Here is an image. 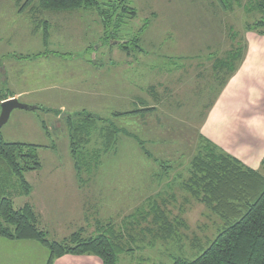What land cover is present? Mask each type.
I'll return each instance as SVG.
<instances>
[{
    "label": "rangeland",
    "instance_id": "rangeland-1",
    "mask_svg": "<svg viewBox=\"0 0 264 264\" xmlns=\"http://www.w3.org/2000/svg\"><path fill=\"white\" fill-rule=\"evenodd\" d=\"M129 1L137 12L132 20L123 12L127 2L98 0L101 12L111 16L109 37L116 41H108L98 10L36 13L37 1L22 11L27 0H0V81L7 84L0 92L10 98L19 94L21 103L38 107L14 110L0 136L7 143L40 147L42 169L24 175L31 193L16 198L14 208L31 204L50 240L59 242L80 230L92 237L98 223H110L133 249L118 264H173L177 257L200 256L222 228L219 217L185 184L193 159L205 153L199 148L201 128L227 72L217 75L214 65L234 48L248 54L247 34H257L248 27L264 13L256 8L261 0L234 2L227 11L218 0ZM140 32L142 52L133 44L130 51L120 49V41ZM45 52L58 55L19 59ZM143 108L154 111L113 117ZM81 112L99 120L87 146L90 159L99 153L98 166L82 181L75 176L67 123ZM105 120L137 135L152 157L124 134L108 150L111 123ZM253 145L245 137L228 150L246 165L243 158L251 157ZM160 162L172 166L169 173L162 172ZM153 207L166 214L172 239H163L166 225L154 221ZM38 245L36 251L19 246L12 252L16 262L3 256L0 264H45L49 252Z\"/></svg>",
    "mask_w": 264,
    "mask_h": 264
},
{
    "label": "trees",
    "instance_id": "trees-1",
    "mask_svg": "<svg viewBox=\"0 0 264 264\" xmlns=\"http://www.w3.org/2000/svg\"><path fill=\"white\" fill-rule=\"evenodd\" d=\"M37 1L33 9L51 12H75L85 10H98L104 17L105 39L116 41L110 36L108 18L101 12L98 0H27L22 11ZM123 12L129 20L136 18V9L130 6L129 0ZM223 10H231L233 3L241 5V0H218ZM129 4V6H128ZM256 8L264 13V0L257 3ZM117 9V7H116ZM107 11V10H106ZM43 41L45 46L49 43V32L44 24ZM122 26L118 28L121 29ZM252 27V28H251ZM248 29L256 30L257 34L264 36V15ZM143 31V30H142ZM141 32L128 42H119L121 50L130 51L129 44L139 47ZM56 52H45L34 56L19 57L20 60H34ZM62 56V55H59ZM245 56L243 48H234L227 53L225 60H217L214 72H224L221 86L238 71ZM218 78V77H216ZM9 94L0 92V104L9 99ZM154 111V109H140L126 113H115L114 118L131 117ZM99 121V120H98ZM97 119L90 113L81 112L67 119L70 140V155L74 162V171L79 180L83 175L98 166V152L89 158L87 146L90 136L96 128ZM107 121V120H105ZM110 126L106 130V146L112 149L118 143L120 134L136 139L147 157H152L146 150L144 143L137 135L120 129L114 123L107 121ZM199 148L205 153L198 154L192 161L191 174L185 184V189L191 196L205 205L213 214L219 217L223 225L208 248L195 259L177 257L173 264H264V159L259 170L244 165L240 160L226 153L220 147L201 136ZM39 146L23 143H7L0 136V238L9 241H32L40 244L49 252L46 264H54L64 256H94L102 264H118L119 257L132 252L131 246L126 244L124 235L116 233L112 224L98 223L96 234L84 237L80 230L62 241H53L48 233L40 228V223L34 207L27 203L20 209L14 208V201L18 197H28L31 186L24 175L42 169L38 155ZM95 162V165L93 163ZM158 162L157 160H155ZM93 165V166H92ZM164 174L169 173L172 166L160 162ZM155 222L166 225L161 228L165 234L163 239H172L174 228L168 222L166 214L153 207ZM128 233V232H127Z\"/></svg>",
    "mask_w": 264,
    "mask_h": 264
},
{
    "label": "crops",
    "instance_id": "crops-1",
    "mask_svg": "<svg viewBox=\"0 0 264 264\" xmlns=\"http://www.w3.org/2000/svg\"><path fill=\"white\" fill-rule=\"evenodd\" d=\"M247 39L249 42L248 54L245 52L247 56H244L234 76L222 87L201 129L204 138L230 155L233 153L228 150L230 144H238L245 137L252 140L253 153L250 154L251 157L243 158V162L249 168L257 170L264 159V36L249 32ZM6 85L5 81H0V89L6 88ZM18 97L19 94L11 96ZM19 246L33 248L35 251L39 247L32 241H9L0 238V260L5 256L8 262H16L17 257L13 256L12 252ZM54 264L102 263L94 256L69 255L58 259Z\"/></svg>",
    "mask_w": 264,
    "mask_h": 264
},
{
    "label": "water",
    "instance_id": "water-1",
    "mask_svg": "<svg viewBox=\"0 0 264 264\" xmlns=\"http://www.w3.org/2000/svg\"><path fill=\"white\" fill-rule=\"evenodd\" d=\"M38 107H30L21 103L17 98H10L0 104V134L4 125L10 119L14 110L36 111Z\"/></svg>",
    "mask_w": 264,
    "mask_h": 264
}]
</instances>
